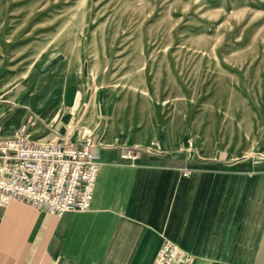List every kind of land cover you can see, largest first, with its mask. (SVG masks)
I'll return each mask as SVG.
<instances>
[{"label":"rangeland","instance_id":"obj_1","mask_svg":"<svg viewBox=\"0 0 264 264\" xmlns=\"http://www.w3.org/2000/svg\"><path fill=\"white\" fill-rule=\"evenodd\" d=\"M44 65L79 74L97 139L130 142L121 159L159 157L229 220L264 227V0H0V96ZM84 120L39 141L75 140Z\"/></svg>","mask_w":264,"mask_h":264},{"label":"crops","instance_id":"obj_2","mask_svg":"<svg viewBox=\"0 0 264 264\" xmlns=\"http://www.w3.org/2000/svg\"><path fill=\"white\" fill-rule=\"evenodd\" d=\"M1 93V138L27 133L39 140L83 115L77 130L92 133L98 171L86 211L57 216L17 198L1 206L0 264H150L165 239L192 254L191 264H238L245 255L258 264L264 255L258 218L231 221L198 186L180 184L179 171L161 158L140 153L123 160L116 147L127 138L97 139L100 110L84 113L90 93L76 71L34 67Z\"/></svg>","mask_w":264,"mask_h":264},{"label":"built area","instance_id":"obj_3","mask_svg":"<svg viewBox=\"0 0 264 264\" xmlns=\"http://www.w3.org/2000/svg\"><path fill=\"white\" fill-rule=\"evenodd\" d=\"M93 145L83 132L75 140L70 132L45 141L27 133L0 137V206L18 198L55 215L86 210L98 167ZM190 259L187 252L164 241L151 264H187Z\"/></svg>","mask_w":264,"mask_h":264}]
</instances>
